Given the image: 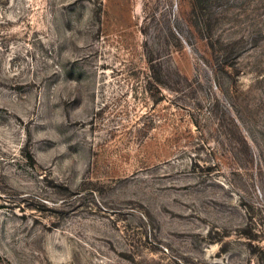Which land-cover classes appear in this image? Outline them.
Here are the masks:
<instances>
[{
	"label": "rangeland",
	"instance_id": "obj_1",
	"mask_svg": "<svg viewBox=\"0 0 264 264\" xmlns=\"http://www.w3.org/2000/svg\"><path fill=\"white\" fill-rule=\"evenodd\" d=\"M0 264H264V0H0Z\"/></svg>",
	"mask_w": 264,
	"mask_h": 264
}]
</instances>
